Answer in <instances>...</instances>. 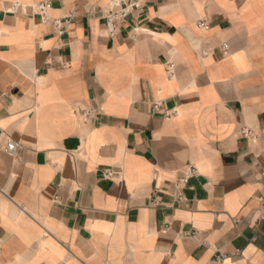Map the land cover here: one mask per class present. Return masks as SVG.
<instances>
[{"label": "crops", "instance_id": "0c3cea01", "mask_svg": "<svg viewBox=\"0 0 264 264\" xmlns=\"http://www.w3.org/2000/svg\"><path fill=\"white\" fill-rule=\"evenodd\" d=\"M263 169L264 0H0V264H264Z\"/></svg>", "mask_w": 264, "mask_h": 264}, {"label": "built area", "instance_id": "2783aa9c", "mask_svg": "<svg viewBox=\"0 0 264 264\" xmlns=\"http://www.w3.org/2000/svg\"><path fill=\"white\" fill-rule=\"evenodd\" d=\"M42 8H43L44 10H47V9L50 8V4H49L48 2H44L43 5H42ZM115 20H116V15L113 14V12H111L110 15H109L108 21L110 22V24H112V23L115 22ZM197 27H198L199 29H201V30H205V31L209 29V25H208L207 22H205L204 20H200V21L197 23ZM222 50H223L224 52H228V50H229V46H228V44L224 43V44L222 45ZM174 70H175V65H174L173 63H169L168 66H167V74H168L170 77H172V76L174 75V73H175ZM158 108H159V106L156 105V109H158ZM94 113H96V115H97L99 112H98V110H94ZM172 115H173V112H172V111H165V117H171ZM242 134H243L244 137H249V136H251V132H250L248 129H244V130L242 131ZM17 146H18V143H17V142H15V141H13V140H9V141L7 142V145H6L5 149H4V151H5L6 153H10V154H12V153L16 150ZM261 177H262V179L264 180V169H263L262 172H261ZM261 209H262V211H264V202H263L262 205H261Z\"/></svg>", "mask_w": 264, "mask_h": 264}]
</instances>
